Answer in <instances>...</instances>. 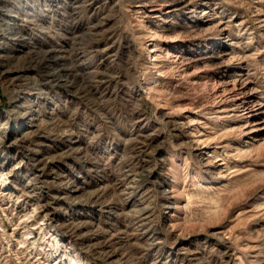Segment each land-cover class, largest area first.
Wrapping results in <instances>:
<instances>
[{"label": "rangeland", "instance_id": "1", "mask_svg": "<svg viewBox=\"0 0 264 264\" xmlns=\"http://www.w3.org/2000/svg\"><path fill=\"white\" fill-rule=\"evenodd\" d=\"M139 1L0 0V264H264V120L193 84L264 101V0Z\"/></svg>", "mask_w": 264, "mask_h": 264}, {"label": "bare ground", "instance_id": "2", "mask_svg": "<svg viewBox=\"0 0 264 264\" xmlns=\"http://www.w3.org/2000/svg\"><path fill=\"white\" fill-rule=\"evenodd\" d=\"M203 4L205 3H203L202 0H177L174 4L171 3V5H157L149 0H140L139 2H137L135 9L137 10L138 14H145L146 16H148L147 14L158 13V15L156 14L152 17L158 18L159 13L162 12V6H166L168 7V9L174 8L178 11L190 8V12L192 13L194 12L193 10L200 9V6ZM209 8L210 7H207L202 11L197 12L200 13L199 19L201 20V22L206 24L213 23L215 21L214 15L211 14L210 10H208ZM167 13L170 14V12ZM218 25L221 26L216 22L212 28L218 27ZM221 31H225V28H223V26L221 28ZM219 41H221V38L219 39ZM149 53L156 54V49L152 47L149 50ZM214 53V49H212L210 52L206 51L204 52V55L206 56H203L202 58H198L196 60H210L214 58ZM165 57H168L169 59L173 58L170 62V65H175L178 63V61H180L178 56H175L170 52H166ZM165 69L166 67L162 68V70ZM212 77L213 76H211V74L202 77H193V80L195 81L193 84L195 86L207 88V86L212 85L213 87L214 102L210 107L209 115L211 114L213 120L216 121L234 119L238 123L242 124L244 128H247L248 132H245L246 135L249 136L248 139H250V137H252L257 131L256 129H259L258 126L262 124V121L264 120V101L260 99V97H258L256 92H251L248 83H244L240 86L239 79L234 78L233 80H229L225 85H220V87H218V84L217 86H215V82L212 83V80L210 79Z\"/></svg>", "mask_w": 264, "mask_h": 264}]
</instances>
